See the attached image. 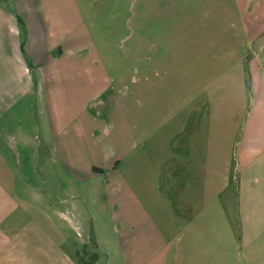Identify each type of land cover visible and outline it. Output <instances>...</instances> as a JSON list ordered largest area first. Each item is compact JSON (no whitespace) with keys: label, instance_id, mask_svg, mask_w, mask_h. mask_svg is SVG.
<instances>
[{"label":"crops","instance_id":"1","mask_svg":"<svg viewBox=\"0 0 264 264\" xmlns=\"http://www.w3.org/2000/svg\"><path fill=\"white\" fill-rule=\"evenodd\" d=\"M96 1L0 0V264H264V0Z\"/></svg>","mask_w":264,"mask_h":264},{"label":"rangeland","instance_id":"2","mask_svg":"<svg viewBox=\"0 0 264 264\" xmlns=\"http://www.w3.org/2000/svg\"><path fill=\"white\" fill-rule=\"evenodd\" d=\"M95 3L99 18L91 24V29L96 39L99 43L108 42L111 49L127 55L130 49H139L141 34L155 36L162 31V26L156 25L161 19L182 14L181 8H168L157 0H98ZM86 13L89 19L87 10ZM127 58L121 60L122 66L136 64L135 58Z\"/></svg>","mask_w":264,"mask_h":264},{"label":"trees","instance_id":"3","mask_svg":"<svg viewBox=\"0 0 264 264\" xmlns=\"http://www.w3.org/2000/svg\"><path fill=\"white\" fill-rule=\"evenodd\" d=\"M94 259H96V257H95ZM84 264H85V263H84Z\"/></svg>","mask_w":264,"mask_h":264}]
</instances>
